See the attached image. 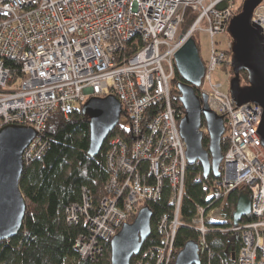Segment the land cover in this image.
<instances>
[{
	"label": "built area",
	"instance_id": "2783aa9c",
	"mask_svg": "<svg viewBox=\"0 0 264 264\" xmlns=\"http://www.w3.org/2000/svg\"><path fill=\"white\" fill-rule=\"evenodd\" d=\"M224 2L227 7L219 10ZM237 10V0H0V129L15 125L37 132L24 152L25 165L44 154L43 130L55 111L69 118L92 98L110 95L122 105L117 127L128 138L109 140L105 197L94 209L91 192L83 188L82 203L66 211L69 224L83 221L88 226L75 247L82 258L102 257L103 242L111 243L143 207L158 201L168 181L173 211L158 221L161 243L142 248L134 264H175L182 226L199 234L200 256H212L206 235L215 221H206L236 189L248 194L254 220L229 229L242 238L235 264H264V147L259 134L264 110L254 103L238 107L212 79L217 68L231 65L232 55L217 48L215 37L227 33ZM188 12L195 21L182 33ZM252 22L264 37V0ZM200 33L209 35L212 46L198 95L207 94L211 110L224 116L228 149L220 177L213 185L203 183L207 205L184 224L180 214L189 163L179 127L184 114L174 106L171 88L176 53ZM9 61L20 65L21 76ZM155 105L158 110L150 114ZM201 131L208 138L205 124Z\"/></svg>",
	"mask_w": 264,
	"mask_h": 264
},
{
	"label": "trees",
	"instance_id": "16d2710c",
	"mask_svg": "<svg viewBox=\"0 0 264 264\" xmlns=\"http://www.w3.org/2000/svg\"><path fill=\"white\" fill-rule=\"evenodd\" d=\"M242 5L243 3L238 8V13ZM193 20V13L188 12L182 26L184 32ZM8 66L15 69L17 76H21L19 64L9 61ZM240 79L242 85L248 84L246 73L242 72ZM181 82L183 79L176 71L171 88L172 102L185 115L178 91V84ZM83 108L84 105L76 108L69 118L57 110L47 120L43 130L47 148L41 157L25 165L21 179V191L27 203L23 227L16 237L0 243V264H111L110 242H103L104 254L97 257L96 261L84 259L76 252L77 239L80 235L88 234V226H85L83 221L77 225L69 224L66 211L82 203L83 188L91 192L94 209L99 206L106 195L105 185L109 178L106 168L109 140L114 136L125 139L128 136L116 127L101 152L91 157L88 154L91 139L90 119L85 115ZM157 110L156 105L149 107L150 114ZM209 142V138L204 139L205 149L209 148ZM227 149L228 142L224 135V154ZM214 181L213 175L203 177L200 163L188 165L180 214V220L184 224L192 222L199 206L207 205L208 192L204 190L203 183L213 185ZM241 193L242 190L236 189L224 201L223 214L227 222L208 224L213 231L206 235V240L213 255L202 256L201 264H231L232 254H239L242 247L241 235L229 229L234 226V215ZM220 205L221 202L218 203V206ZM149 206L153 211L152 231L143 249L161 243L157 233L158 221L163 214H171L173 211V193L168 181L165 182L160 199L150 202ZM135 218H131L128 223H132ZM252 220L254 219L247 215L243 217L242 222ZM199 239L200 236L195 230L182 226L176 236V249L180 252L186 243L198 242ZM135 260L136 257L132 259L131 264H134Z\"/></svg>",
	"mask_w": 264,
	"mask_h": 264
},
{
	"label": "water",
	"instance_id": "95a60500",
	"mask_svg": "<svg viewBox=\"0 0 264 264\" xmlns=\"http://www.w3.org/2000/svg\"><path fill=\"white\" fill-rule=\"evenodd\" d=\"M263 0H245L241 10L230 21L227 33L231 39L232 80L229 94L238 107L254 103L264 110V37L258 24L252 22L254 11ZM226 3L218 6L224 10ZM176 71L183 82L178 84L180 101L185 115L180 121V135L184 140L189 165L200 163L203 177H220L224 159L222 140L226 127L224 116L218 115L208 105V95L196 92L202 86L205 64L200 56L199 45L193 37L175 55ZM247 74L248 84L242 85L240 75ZM83 111L90 119L91 139L88 154L97 156L109 135L119 124L122 105L110 95L106 98H92L84 105ZM205 124L210 139L205 149L201 128ZM264 147V113L259 127ZM33 128L5 126L0 129V243L14 238L23 227L27 203L21 191V179L25 169L24 152L36 138ZM251 202L242 191L239 197L233 224L237 226L243 217L250 214ZM153 211L143 207L132 223L125 224L112 239L111 264H131L141 252L152 231ZM236 254L231 256L235 264ZM200 248L197 242L186 243L178 253L175 264H201Z\"/></svg>",
	"mask_w": 264,
	"mask_h": 264
},
{
	"label": "rangeland",
	"instance_id": "374dc122",
	"mask_svg": "<svg viewBox=\"0 0 264 264\" xmlns=\"http://www.w3.org/2000/svg\"><path fill=\"white\" fill-rule=\"evenodd\" d=\"M243 1L244 0H237L238 8L241 6ZM185 20H186V18H185ZM194 21H195V19L193 20L191 25H189L187 30H189V28L193 25ZM181 32L182 33L184 32L183 27H182ZM193 37H195L194 39H197L196 41H197L199 48H200V56H201V58L205 64V63H207V61H209L210 56H211V46H212L211 38L206 33L196 34V35H193ZM230 42H231V39H230L228 33H226V32L219 34L215 37V43L217 44L216 45L217 48L228 50V53L231 54ZM232 78H233V76H232L231 65L230 66L224 65L222 67L217 68V70L212 75L213 83L222 85L221 92L223 94H228L230 82H231ZM223 208H224V203L222 205H220L218 207V209L211 210L212 211L211 215H210L208 221H206V223L212 222V220L215 221V223H217V224L218 223L222 224L223 222H227V219L222 216ZM67 222L70 223L68 221V218H67ZM73 223H75V222H73ZM75 225H77V224L75 223Z\"/></svg>",
	"mask_w": 264,
	"mask_h": 264
},
{
	"label": "flooded vegetation",
	"instance_id": "af4514ba",
	"mask_svg": "<svg viewBox=\"0 0 264 264\" xmlns=\"http://www.w3.org/2000/svg\"><path fill=\"white\" fill-rule=\"evenodd\" d=\"M196 92H198V90H196ZM203 126H204V124H203ZM203 126H202V127H203ZM201 129H202V128H201Z\"/></svg>",
	"mask_w": 264,
	"mask_h": 264
},
{
	"label": "bare ground",
	"instance_id": "6f19581e",
	"mask_svg": "<svg viewBox=\"0 0 264 264\" xmlns=\"http://www.w3.org/2000/svg\"><path fill=\"white\" fill-rule=\"evenodd\" d=\"M75 247H76V244H75Z\"/></svg>",
	"mask_w": 264,
	"mask_h": 264
}]
</instances>
